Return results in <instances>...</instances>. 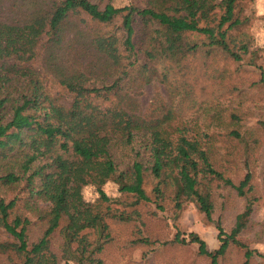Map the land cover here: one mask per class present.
Segmentation results:
<instances>
[{"label":"trees","instance_id":"obj_1","mask_svg":"<svg viewBox=\"0 0 264 264\" xmlns=\"http://www.w3.org/2000/svg\"><path fill=\"white\" fill-rule=\"evenodd\" d=\"M123 1L0 0V234L7 235L0 238V264H105L114 222L133 226L124 247L139 249L145 264L161 246L186 242L180 231L165 242L145 233L142 208L154 203L165 210L167 198L176 218L194 202L215 223V250L189 233L211 264L235 240L213 218L211 181L243 195L252 189L251 174L238 184L225 177L219 167L227 158L221 162L215 147L223 127L202 129L183 114L216 108L219 98L198 91L219 82V73L231 77L242 69L253 41L243 26L253 21L256 0ZM202 55L207 60L197 68L192 59ZM198 69L209 75L203 83L193 76ZM49 82L71 95L67 104L52 96ZM146 84L152 100L136 113L134 97ZM249 85L232 88L264 91L263 72ZM224 128L243 140L239 129ZM108 182L121 195L109 196ZM254 252L246 248L245 257Z\"/></svg>","mask_w":264,"mask_h":264},{"label":"rangeland","instance_id":"obj_2","mask_svg":"<svg viewBox=\"0 0 264 264\" xmlns=\"http://www.w3.org/2000/svg\"><path fill=\"white\" fill-rule=\"evenodd\" d=\"M9 1H5L3 6V17H10L8 11ZM124 3L123 0H117ZM128 11L123 13V18H127ZM245 32L249 34L253 41L248 54L244 56L242 69L235 76H224L219 73V82L213 81L205 86L204 90L198 91V95L204 99L219 98L216 108H207L208 114L204 109H194L184 112L183 118H188L197 123L202 129H206L209 123L221 124L220 134L216 137V152L221 156L223 165L219 167L224 171L225 177L238 184L244 175L251 174V190H244L243 195L237 190L223 183L221 180L211 181L212 198L214 201L213 218L220 219L224 230L234 237L225 253L218 258V264H264V258L258 253H264V127L259 125L257 118L264 121V91L242 89L236 91L232 88L234 83L249 85L250 81L257 79L261 72L264 75V0L255 1L254 19L248 25L243 26ZM203 56V55H202ZM207 59H192L197 68L204 67ZM221 60L218 64H224ZM217 64V65H218ZM202 83L209 76L202 69L194 72ZM195 79V78H194ZM51 81V77L46 78ZM48 90H51L59 102L67 104L71 95L60 89L58 85L49 82ZM250 86V85H249ZM246 87V86H245ZM165 99L172 105V96L169 89L160 84L156 87ZM203 88V87H202ZM134 98L137 99L136 113L146 110L153 97L152 84H146ZM255 92V94H254ZM250 93H252L250 95ZM253 97V98H252ZM231 104H230V103ZM234 111L238 118L231 120L229 113ZM230 128H237L243 134V140L229 137L226 133ZM150 190V184L146 185ZM105 191L109 196L116 197L121 195L117 186L113 182H108ZM123 196V195H122ZM128 198V196H124ZM132 199V197L130 196ZM129 199V198H128ZM251 202V204L249 203ZM165 210H157L154 203L142 208L148 219L147 233L151 239H158L160 242L172 240L177 231L180 237H184L186 242L180 245H164L156 252V255L145 264H211V259L197 253V245L190 242L189 233L197 234L206 242L209 250L219 247L218 230L215 223L209 221L205 214L201 212L194 202H185L183 208L175 217L176 209L174 201L167 198ZM157 211V215H153ZM112 232L115 234V241L109 245L103 255L105 264H142L139 257V249L124 247V240L132 235L133 226L114 222L111 225ZM39 229L34 228L32 235L37 237ZM6 234H0V238H6ZM54 247L59 248L60 238L53 237ZM254 249L250 258L245 257L246 248ZM2 263V262H1Z\"/></svg>","mask_w":264,"mask_h":264}]
</instances>
